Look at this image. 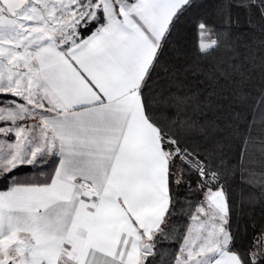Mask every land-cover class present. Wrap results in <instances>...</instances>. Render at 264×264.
Wrapping results in <instances>:
<instances>
[{
    "label": "snow or ice",
    "instance_id": "1",
    "mask_svg": "<svg viewBox=\"0 0 264 264\" xmlns=\"http://www.w3.org/2000/svg\"><path fill=\"white\" fill-rule=\"evenodd\" d=\"M0 264H264V0H0Z\"/></svg>",
    "mask_w": 264,
    "mask_h": 264
}]
</instances>
